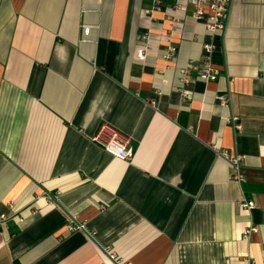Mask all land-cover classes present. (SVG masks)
<instances>
[{
    "label": "crops",
    "instance_id": "obj_1",
    "mask_svg": "<svg viewBox=\"0 0 264 264\" xmlns=\"http://www.w3.org/2000/svg\"><path fill=\"white\" fill-rule=\"evenodd\" d=\"M193 12L189 0H0V212L23 218L0 228V264H116L107 251L264 264V0H233L224 30ZM206 45L215 80L198 75ZM104 123L130 139L129 160L92 139Z\"/></svg>",
    "mask_w": 264,
    "mask_h": 264
},
{
    "label": "built area",
    "instance_id": "obj_2",
    "mask_svg": "<svg viewBox=\"0 0 264 264\" xmlns=\"http://www.w3.org/2000/svg\"><path fill=\"white\" fill-rule=\"evenodd\" d=\"M233 0H189V3L194 7L193 15L196 19H206V25L210 30H224L228 24L229 13L231 9ZM153 7L156 9H160L161 0H152ZM91 29L90 25L83 24L82 32L83 34H88ZM144 39L147 40V36L144 35ZM206 57L201 61L199 66L198 75L204 80H215L219 72L212 67L210 62V53L212 51V46L206 45ZM146 46L141 47L137 50V57L144 59L146 57ZM176 52V47L173 45L168 46L164 57L167 59H171L174 57ZM189 66L183 67L180 77L181 86L183 87L190 80ZM217 101L221 107L230 108L231 106V94L229 90L222 91L217 95ZM237 116L233 114H229L226 117V121L231 123L235 129H240L241 125L237 122ZM92 139L101 145L104 149H106L110 154L123 159L129 160L131 158V148L129 146L130 139L116 130L109 124H102L97 129L96 133L93 135ZM220 153L226 157L227 155L220 151ZM234 168L233 178L237 181H241L243 179V174L240 170V159L238 156L233 157L229 160ZM240 205L248 210L253 209L255 203L253 200L242 201ZM18 211H15L10 215L4 212H0V228H2L6 222L14 217L19 216V219L23 218L19 215ZM73 228V227H72ZM256 226H250L246 230H244V236H248L250 232L256 231ZM110 260L116 262V264H125L116 259L115 255L111 251H107ZM18 264V263H12Z\"/></svg>",
    "mask_w": 264,
    "mask_h": 264
}]
</instances>
